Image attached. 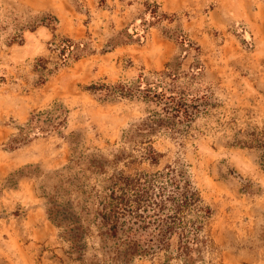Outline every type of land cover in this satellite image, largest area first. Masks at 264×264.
<instances>
[{
  "label": "rangeland",
  "instance_id": "374dc122",
  "mask_svg": "<svg viewBox=\"0 0 264 264\" xmlns=\"http://www.w3.org/2000/svg\"><path fill=\"white\" fill-rule=\"evenodd\" d=\"M243 1L254 24L231 21L239 8L225 17L218 6L227 0H0V264H76L43 194H53L54 170L92 152L108 160L107 174L184 164L212 209L196 264H264V170L256 148L235 144L264 126V3ZM65 37L76 44L61 49ZM139 73L207 95L181 133L151 136L156 163L138 156L139 137L125 131L160 107L140 93L101 99L88 88L130 85ZM54 103L66 107L65 124L10 149L30 115ZM86 174L90 185L102 177ZM173 251L130 264H164Z\"/></svg>",
  "mask_w": 264,
  "mask_h": 264
},
{
  "label": "trees",
  "instance_id": "16d2710c",
  "mask_svg": "<svg viewBox=\"0 0 264 264\" xmlns=\"http://www.w3.org/2000/svg\"><path fill=\"white\" fill-rule=\"evenodd\" d=\"M149 12L154 14L156 10L152 7ZM161 17L170 18V15L163 12ZM61 44L64 49L76 41L65 37ZM64 51H59L63 57ZM190 68L194 75L203 70L200 63ZM162 73L166 74L163 71L158 74ZM170 77L178 83L177 75ZM169 85L159 77L147 81L139 73L130 85L100 82L91 83L88 88L101 99L140 93L145 100L154 101L160 107L125 131L139 137L138 156L156 163L161 153L151 145V136L159 130L181 133L201 105L208 104L204 92L175 90ZM66 116L67 109L61 103L32 113L27 128L19 127L18 135L11 138L10 149L62 127ZM235 144L256 148L264 170V126L260 132H247V138L236 139ZM80 162L83 165L75 170L74 166ZM107 162L98 153H81L52 172L56 182L53 194H43L45 210L59 229L65 256L76 264H130L135 258L173 248L174 254L165 255L164 264L173 258L181 264L200 261L208 242L202 231L212 209L203 201L185 165L168 163L153 172L113 168L107 174ZM87 171L102 177L90 185L85 181ZM72 192L74 197H70ZM64 195H67L65 199H57Z\"/></svg>",
  "mask_w": 264,
  "mask_h": 264
},
{
  "label": "crops",
  "instance_id": "0c3cea01",
  "mask_svg": "<svg viewBox=\"0 0 264 264\" xmlns=\"http://www.w3.org/2000/svg\"><path fill=\"white\" fill-rule=\"evenodd\" d=\"M227 2H228V7H225V8H221V7H219L218 6V8L220 9V12L222 13V14H224L225 15V17H227V15L228 14H230L231 16H232V13H233V11H234V8H239V11H238V15L236 16V17H232L233 19H231V21L232 20H234V21H237V20H240V19H242L243 18V20H245V21H247V22H251V23H253L254 24V22H253V19H252V15H250V11H249V13H247L246 11H245V13H244V15H243V13L241 12V8L243 9V8H245L246 7V3H244L245 1H243V0H227ZM255 2V1H254ZM260 2V4L262 3H264V0H261V1H259ZM233 4H235V5H233ZM243 4H245L244 6H243ZM218 5V4H217ZM217 5L214 3L211 7H210V10L209 11H213L214 9H216L217 8ZM259 4H256V6H258ZM264 5V4H263ZM248 6V5H247ZM253 7V6H252ZM252 9H254L253 11H254V13L259 9V8H256L255 9V7H253ZM245 10V9H244ZM253 13V14H254ZM247 16V17H246ZM250 25V24H249Z\"/></svg>",
  "mask_w": 264,
  "mask_h": 264
}]
</instances>
